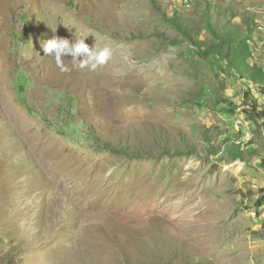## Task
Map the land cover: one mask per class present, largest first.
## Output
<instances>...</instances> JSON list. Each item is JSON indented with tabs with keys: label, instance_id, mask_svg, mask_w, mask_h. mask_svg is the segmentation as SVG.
<instances>
[{
	"label": "rangeland",
	"instance_id": "obj_1",
	"mask_svg": "<svg viewBox=\"0 0 264 264\" xmlns=\"http://www.w3.org/2000/svg\"><path fill=\"white\" fill-rule=\"evenodd\" d=\"M207 5L264 67V0H0V264H264L259 91L165 19L204 40ZM53 37L112 56L62 71Z\"/></svg>",
	"mask_w": 264,
	"mask_h": 264
},
{
	"label": "trees",
	"instance_id": "obj_2",
	"mask_svg": "<svg viewBox=\"0 0 264 264\" xmlns=\"http://www.w3.org/2000/svg\"><path fill=\"white\" fill-rule=\"evenodd\" d=\"M213 12H216L218 15L214 13L215 16L219 17L220 13L208 5L203 12V27L207 31L208 36L204 37V40H199L197 36L194 37L192 35L191 30L184 25L183 19L176 11L172 13V16L165 19L169 24L188 37L192 44L198 48L202 56H213L216 59H223L229 69L238 74L242 79H246L252 87L258 89L259 96L264 97V67L259 59L254 58V54L259 51L250 46L248 35L241 32L239 25L231 24L232 14L229 15L230 17H226L225 20L220 23L219 27H217V18L214 17ZM251 31L252 29L248 28L246 32ZM246 96L250 99V111L253 114L252 119L262 123L261 106L258 102V98L255 97L253 91L249 90ZM223 102L232 106V104L226 100ZM262 125L264 127V123H262ZM103 145L104 149L108 151L123 153L130 158L144 156L141 151H131L130 146H120L119 141L118 143L103 141ZM187 147L186 151L176 149L174 152L182 153L192 150L191 146L188 145ZM158 148H160V152L162 153L171 152L169 147L165 145H159ZM228 154L231 159L234 160L243 158L242 150L239 149L235 150L232 148L228 151ZM259 165L264 169V159L259 161ZM10 264L12 263L10 262Z\"/></svg>",
	"mask_w": 264,
	"mask_h": 264
},
{
	"label": "clouds",
	"instance_id": "obj_3",
	"mask_svg": "<svg viewBox=\"0 0 264 264\" xmlns=\"http://www.w3.org/2000/svg\"><path fill=\"white\" fill-rule=\"evenodd\" d=\"M85 38L70 43L68 39L53 37L43 44V51L46 55L54 57L57 66L62 71L69 70L63 66V60L61 59L62 56L66 55H71L72 60L75 61V67L95 71L98 67L108 62L113 50L107 45L101 48L94 46L90 49L84 42ZM78 57L82 59L77 60ZM123 60L129 65L136 63L132 59L131 53L125 54Z\"/></svg>",
	"mask_w": 264,
	"mask_h": 264
},
{
	"label": "built area",
	"instance_id": "obj_4",
	"mask_svg": "<svg viewBox=\"0 0 264 264\" xmlns=\"http://www.w3.org/2000/svg\"><path fill=\"white\" fill-rule=\"evenodd\" d=\"M258 102L261 106L260 112L262 113V123H264V97L263 96H258Z\"/></svg>",
	"mask_w": 264,
	"mask_h": 264
}]
</instances>
